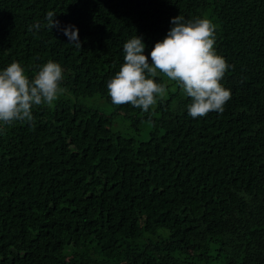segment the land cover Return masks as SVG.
Listing matches in <instances>:
<instances>
[{
	"label": "trees",
	"instance_id": "obj_1",
	"mask_svg": "<svg viewBox=\"0 0 264 264\" xmlns=\"http://www.w3.org/2000/svg\"><path fill=\"white\" fill-rule=\"evenodd\" d=\"M48 11L81 49L29 30ZM179 15L215 26L223 112L193 119L179 88L148 113L114 105L124 43L142 37L151 63ZM48 60L59 98L0 124V264H264V0H0V71Z\"/></svg>",
	"mask_w": 264,
	"mask_h": 264
},
{
	"label": "clouds",
	"instance_id": "obj_2",
	"mask_svg": "<svg viewBox=\"0 0 264 264\" xmlns=\"http://www.w3.org/2000/svg\"><path fill=\"white\" fill-rule=\"evenodd\" d=\"M56 14L48 11L45 23L36 22L29 29L46 27L61 31L69 45L81 49L78 29L61 27ZM165 38L156 42L149 56L144 54L143 38L137 35L123 45V64L107 82V93L114 105H131L148 113L168 94L166 84L156 82L164 76L189 98L187 114L196 119L210 112H223L231 91L221 81L229 65L215 50V26L207 18L185 20L181 15L171 20ZM63 69L48 60L33 77L18 62L0 71V124L33 120L35 106H52L63 91Z\"/></svg>",
	"mask_w": 264,
	"mask_h": 264
},
{
	"label": "rangeland",
	"instance_id": "obj_3",
	"mask_svg": "<svg viewBox=\"0 0 264 264\" xmlns=\"http://www.w3.org/2000/svg\"><path fill=\"white\" fill-rule=\"evenodd\" d=\"M161 78H164L165 80H167V83L169 84H173V82L169 81L167 79V77H164V76H159ZM178 88V86H176L175 84L173 86H171L168 90V92L170 93H174L176 91V89ZM88 103L91 105V106H101L103 107L104 109V106H106V109L108 110V112H112V108L109 107V105L107 104L106 100H100V98L98 100L96 99H90L88 101ZM128 126H129V123L124 121L123 117L122 116H117L116 117V120H115V125L113 127V130L115 132H125L127 131L128 129ZM146 133H147V130H146ZM143 138H146L147 135L146 134H143L142 135Z\"/></svg>",
	"mask_w": 264,
	"mask_h": 264
}]
</instances>
